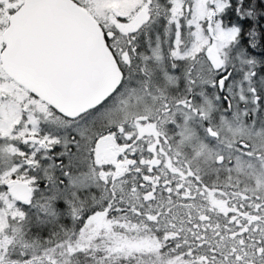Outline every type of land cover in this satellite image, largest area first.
<instances>
[{
  "label": "snow or ice",
  "instance_id": "1",
  "mask_svg": "<svg viewBox=\"0 0 264 264\" xmlns=\"http://www.w3.org/2000/svg\"><path fill=\"white\" fill-rule=\"evenodd\" d=\"M0 264H264V0H0Z\"/></svg>",
  "mask_w": 264,
  "mask_h": 264
}]
</instances>
